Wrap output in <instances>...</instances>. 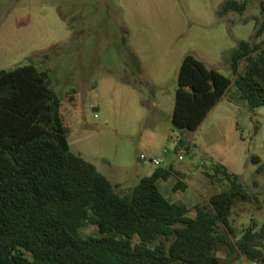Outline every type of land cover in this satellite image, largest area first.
<instances>
[{
  "label": "rangeland",
  "instance_id": "obj_1",
  "mask_svg": "<svg viewBox=\"0 0 264 264\" xmlns=\"http://www.w3.org/2000/svg\"><path fill=\"white\" fill-rule=\"evenodd\" d=\"M228 1L0 0V70L34 64L49 72L73 119L71 150L101 170L107 163L113 184L127 182L117 187L121 195L158 168L142 155L162 159L163 168L189 167L188 175L203 178L218 164L227 167L257 198L233 208L230 221L239 238L253 223L264 224V171L257 173L264 167V107L250 110L232 86L198 130L172 123L185 56L234 81L231 57L240 43L264 47V34L257 36L263 0H233L246 3V10L222 15ZM246 65L241 62V73ZM175 183L161 181L159 188L171 202L186 204L190 216L226 187L211 183L201 195L196 189L174 192ZM196 188L202 191L200 180ZM81 235L99 232L87 226ZM216 253L221 264H261L223 247Z\"/></svg>",
  "mask_w": 264,
  "mask_h": 264
},
{
  "label": "trees",
  "instance_id": "obj_2",
  "mask_svg": "<svg viewBox=\"0 0 264 264\" xmlns=\"http://www.w3.org/2000/svg\"><path fill=\"white\" fill-rule=\"evenodd\" d=\"M246 7L229 0L221 14ZM261 13L264 18V0ZM263 34L264 19L257 36ZM231 58L234 81L185 56L174 126L198 130L232 86L250 110L264 107V47L243 41ZM242 61L247 65L241 73ZM72 124L48 71L34 64L0 70V264H221L216 252L222 247L264 264V224L253 223L239 238L231 226L235 204L257 198L227 167L206 172L211 183L226 187L209 204L196 205L192 217L186 204L171 202L159 188V181L176 176L174 191L186 190L184 174L158 167L121 195L71 150ZM87 226L99 236L83 237Z\"/></svg>",
  "mask_w": 264,
  "mask_h": 264
},
{
  "label": "crops",
  "instance_id": "obj_3",
  "mask_svg": "<svg viewBox=\"0 0 264 264\" xmlns=\"http://www.w3.org/2000/svg\"><path fill=\"white\" fill-rule=\"evenodd\" d=\"M183 61V60H182ZM174 107H175V104H174V106H173V112H174ZM214 110V109H213ZM212 110V111H213ZM172 118H173V116H172ZM181 143H184V142H181ZM179 146V145H178ZM182 148H184V147H182ZM79 155V154H78ZM79 156H81V155H79ZM81 157H83L84 159H86L87 160V158H85L84 156H81ZM87 161H89V162H91V163H93L96 167H97V169L101 172V173H103L105 176L106 175H109L108 173H110L109 172V170H107V167L109 166L107 163H103L102 164V167H103V169L104 170H101L100 168H99V166L97 165V164H95L94 162H92V161H90V160H87ZM169 167H172L175 171H177V172H180V173H182V174H184V178H182V181L185 183V185L187 186V188H186V190H191V191H194L195 189L199 192H195V193H197V194H204L205 192H207V190H209L210 188H211V181H210V179L208 178H203V177H200V176H193V175H188L187 173L189 172V167H186V166H177L175 163H171L169 166H168V168ZM110 168V167H109ZM156 170V169H155ZM155 170H153L150 174H149V176H151L153 173H154V171ZM112 175V174H111ZM137 175H139V173L137 174ZM147 177V176H146ZM108 178V177H107ZM144 178V177H143ZM174 179L175 181H176V183L174 184V186H173V188H172V191H174V187H175V185L177 184V181H178V179H177V177L176 176H172L171 178H169L167 181H169L170 179ZM109 179V178H108ZM142 179V178H141ZM141 179L139 180V182L141 181ZM110 180V179H109ZM199 180L202 182V191H200V189H197L196 187L198 186V182H199ZM111 181V180H110ZM161 181H163V182H166V181H164V180H161ZM161 181H159V183L161 182ZM126 183L127 182H119V183H116V184H114V185H116L117 187H119L120 189H123L125 186H126ZM139 184V183H138ZM137 184V185H138ZM186 190H184V191H186ZM175 192V191H174ZM219 193V192H218ZM218 193H216V194H218ZM216 194H214V195H216ZM214 195H212V196H214ZM211 196V197H212ZM192 217H195V216H192Z\"/></svg>",
  "mask_w": 264,
  "mask_h": 264
},
{
  "label": "built area",
  "instance_id": "obj_4",
  "mask_svg": "<svg viewBox=\"0 0 264 264\" xmlns=\"http://www.w3.org/2000/svg\"><path fill=\"white\" fill-rule=\"evenodd\" d=\"M164 154L167 155V156L170 155V153L168 152V150H165V151H164ZM169 158H170V157H169ZM141 160H142V161H151L153 164H155V165L158 166V167H161V165H162L163 162H164L162 159H151V158H149V157L146 156V155H142V156H141ZM180 160H183V157H182V156L180 157Z\"/></svg>",
  "mask_w": 264,
  "mask_h": 264
}]
</instances>
